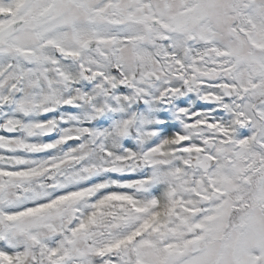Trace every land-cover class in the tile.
<instances>
[{
	"label": "snow or ice",
	"instance_id": "1",
	"mask_svg": "<svg viewBox=\"0 0 264 264\" xmlns=\"http://www.w3.org/2000/svg\"><path fill=\"white\" fill-rule=\"evenodd\" d=\"M0 264H264V0H0Z\"/></svg>",
	"mask_w": 264,
	"mask_h": 264
}]
</instances>
